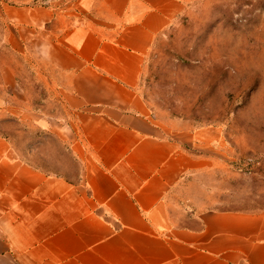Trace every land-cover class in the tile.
<instances>
[{
	"label": "crops",
	"instance_id": "0c3cea01",
	"mask_svg": "<svg viewBox=\"0 0 264 264\" xmlns=\"http://www.w3.org/2000/svg\"><path fill=\"white\" fill-rule=\"evenodd\" d=\"M77 1L82 19L7 11L10 42L41 59L65 118L45 119L4 63L8 111L62 140L79 170L46 171L0 135V264H264V208L204 204L192 187L213 165L203 133L166 135L138 89L155 39L192 0Z\"/></svg>",
	"mask_w": 264,
	"mask_h": 264
},
{
	"label": "rangeland",
	"instance_id": "374dc122",
	"mask_svg": "<svg viewBox=\"0 0 264 264\" xmlns=\"http://www.w3.org/2000/svg\"><path fill=\"white\" fill-rule=\"evenodd\" d=\"M23 6H54L64 18L82 19L76 13L84 11L77 0H0V135L18 158L75 176L78 163L62 140L8 111L16 100L1 82L4 63L13 65L29 104L45 119L65 114L63 99L40 73L41 59L10 42L15 27L7 11ZM138 89L166 135L180 128L203 133L200 150L213 165L192 187L204 204L264 208V0L190 1L155 39Z\"/></svg>",
	"mask_w": 264,
	"mask_h": 264
}]
</instances>
